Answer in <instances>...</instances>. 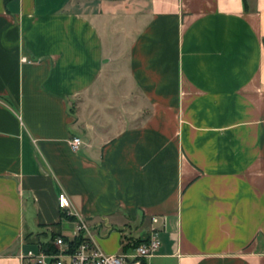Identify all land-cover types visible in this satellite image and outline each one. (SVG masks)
I'll return each instance as SVG.
<instances>
[{
	"label": "crops",
	"instance_id": "obj_1",
	"mask_svg": "<svg viewBox=\"0 0 264 264\" xmlns=\"http://www.w3.org/2000/svg\"><path fill=\"white\" fill-rule=\"evenodd\" d=\"M263 38L264 0H0V264L75 215L106 253L155 227L154 264H264Z\"/></svg>",
	"mask_w": 264,
	"mask_h": 264
},
{
	"label": "built area",
	"instance_id": "obj_2",
	"mask_svg": "<svg viewBox=\"0 0 264 264\" xmlns=\"http://www.w3.org/2000/svg\"><path fill=\"white\" fill-rule=\"evenodd\" d=\"M21 61L30 60L26 56H21ZM68 143L71 150L78 151L84 141L79 136H72ZM57 207L67 215H73L69 211L70 200L63 191L57 194ZM151 220L155 222L156 217H152ZM78 235H82L83 239L72 249L64 241L63 236H56L53 241L54 252L39 247L37 250H28L23 257L32 264H154L150 259L156 255L160 246L158 230L151 227L147 236L136 246L121 249L118 253H106L92 238L85 218L75 215V225L70 238Z\"/></svg>",
	"mask_w": 264,
	"mask_h": 264
},
{
	"label": "trees",
	"instance_id": "obj_3",
	"mask_svg": "<svg viewBox=\"0 0 264 264\" xmlns=\"http://www.w3.org/2000/svg\"><path fill=\"white\" fill-rule=\"evenodd\" d=\"M246 8V5H245ZM263 44H264V38H263ZM57 236V233H51L50 235V240L48 242H45L42 244V248L43 249H47L48 251H55L54 245H53V241L54 238ZM64 241L67 243V245L69 246L70 249H72L73 247H75L82 239L83 236L82 235H78L76 237L70 238V237H66L63 236ZM144 239V238H143ZM142 238L139 237H130L129 235H124V243L122 246L123 250L132 248L134 246H136L138 243H140L141 241H143Z\"/></svg>",
	"mask_w": 264,
	"mask_h": 264
},
{
	"label": "rangeland",
	"instance_id": "obj_4",
	"mask_svg": "<svg viewBox=\"0 0 264 264\" xmlns=\"http://www.w3.org/2000/svg\"><path fill=\"white\" fill-rule=\"evenodd\" d=\"M113 227H114V229H115V228H118V227H119V225H117V226H113ZM90 232H91V229H90ZM91 233H92V232H91ZM31 247H32V246H31Z\"/></svg>",
	"mask_w": 264,
	"mask_h": 264
}]
</instances>
